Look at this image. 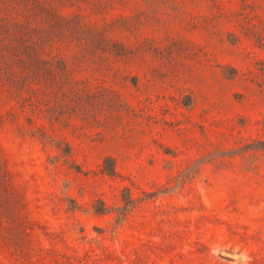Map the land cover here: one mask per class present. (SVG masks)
Instances as JSON below:
<instances>
[{
  "label": "rangeland",
  "instance_id": "obj_1",
  "mask_svg": "<svg viewBox=\"0 0 264 264\" xmlns=\"http://www.w3.org/2000/svg\"><path fill=\"white\" fill-rule=\"evenodd\" d=\"M0 264H264V0H0Z\"/></svg>",
  "mask_w": 264,
  "mask_h": 264
},
{
  "label": "trees",
  "instance_id": "obj_2",
  "mask_svg": "<svg viewBox=\"0 0 264 264\" xmlns=\"http://www.w3.org/2000/svg\"><path fill=\"white\" fill-rule=\"evenodd\" d=\"M2 49H3L4 51H9V50H10V48H8L7 46L2 47ZM14 49H16V48H14Z\"/></svg>",
  "mask_w": 264,
  "mask_h": 264
}]
</instances>
